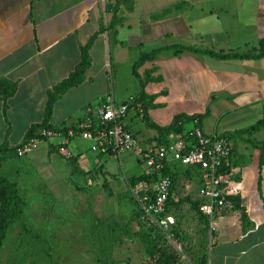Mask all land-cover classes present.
Instances as JSON below:
<instances>
[{
  "label": "crops",
  "instance_id": "crops-1",
  "mask_svg": "<svg viewBox=\"0 0 264 264\" xmlns=\"http://www.w3.org/2000/svg\"><path fill=\"white\" fill-rule=\"evenodd\" d=\"M102 1L0 0V79L15 84L4 113L0 99V144L19 145L29 127L41 122L46 91L67 77L78 63L80 47L100 25L105 27ZM164 9L168 12L163 17L152 19ZM120 13L118 10L115 42L107 31L97 34L87 51L90 64L83 81L53 104L48 122L53 129L86 126L85 117L94 115L106 95L117 101L136 96L139 83L131 75V66L141 52L173 45L216 53L264 51V0H133L132 12ZM168 40L172 43L162 45ZM111 65L116 71L119 66L129 70L128 88L115 93L109 86ZM136 73L141 81L148 77L144 93L155 96V107L147 110L154 124L164 127L175 115H202L207 110L199 121L204 133L227 135L231 153L220 174V188L231 206L220 210L214 219L215 238L207 250V264H264V165L258 169L257 148L264 143V128L250 135L236 134L262 119L264 56L222 61L168 50L144 62ZM123 124L141 151L160 145L156 132L144 126L135 110L128 112ZM178 137L169 134L167 142ZM42 142H46L45 153L53 151L49 159L62 157L54 147L56 140ZM81 142L87 143L85 148ZM88 146L87 141L79 139L65 145L77 168L89 172L92 166L105 173L104 178L112 176L105 166L114 157L91 152L88 158L95 161L91 164L82 156ZM130 154L123 158L129 160ZM134 158L139 162L136 155ZM125 168L134 170L128 161ZM144 172L141 169L127 178ZM196 182L198 188L199 179ZM231 201L243 208V225Z\"/></svg>",
  "mask_w": 264,
  "mask_h": 264
},
{
  "label": "rangeland",
  "instance_id": "rangeland-1",
  "mask_svg": "<svg viewBox=\"0 0 264 264\" xmlns=\"http://www.w3.org/2000/svg\"><path fill=\"white\" fill-rule=\"evenodd\" d=\"M115 2L102 1L107 16L103 20L105 26L112 15L110 6ZM118 2L120 14L132 12L133 0L131 3L127 0ZM168 43L172 41L162 45ZM129 73L123 66L116 71L115 65H111L108 84L115 93L118 89L128 88ZM183 126L186 130L191 127L189 123ZM81 144L83 148L87 145L86 142ZM45 146L46 142H40L27 155L6 159L0 164V178L15 184L22 201L20 215L7 226L0 247V264H99L100 251L93 236L100 229L106 230L103 223L108 217L121 229L111 249L114 264H155L160 253L174 258L173 264H198L200 256L207 254L215 230L199 221L189 203L183 201L185 198L195 200L197 182L190 172L187 175L179 168L173 182L174 205L168 210L174 221L170 229L173 237L167 241L157 228L156 219L144 217L138 207L139 195L151 192L155 182L138 191L131 181L134 177L127 178L145 169L143 163L134 158V155L138 157L137 151L131 152L129 160L123 155L116 158L119 162L110 157L107 167L104 166L112 176L107 175L106 179L99 168L91 169V166L90 171L85 172L76 166L74 170L60 156L49 159V152L53 151L45 153ZM83 151L84 157L92 155L89 150ZM88 159L91 164L95 163L94 158ZM125 161L132 162L134 170H127ZM120 162L121 167L117 165ZM85 173L94 175L96 182L85 180ZM141 234L149 237L153 251L158 250L155 255L146 252Z\"/></svg>",
  "mask_w": 264,
  "mask_h": 264
},
{
  "label": "built area",
  "instance_id": "built-area-1",
  "mask_svg": "<svg viewBox=\"0 0 264 264\" xmlns=\"http://www.w3.org/2000/svg\"><path fill=\"white\" fill-rule=\"evenodd\" d=\"M133 102V97L115 101L110 95H106L95 108L94 115L85 117L84 123L87 129L40 128L33 136L25 138L18 145L15 154L18 158L23 157L40 142L56 140L54 147L57 153L67 159L70 158V153L65 145L72 139H79L87 141L88 150L94 154H108L119 158L126 153L137 151L138 160L143 163L145 173H159L169 163L197 167L200 172V183L195 193L196 199L200 201L198 212L205 217L209 229L214 230V219L219 211L231 206L229 199L220 188L219 174V170L231 153L229 142L222 136L204 133L199 121L192 119L189 122L191 127L174 141L141 151L138 141L123 124L128 112L139 108L138 104L133 108ZM146 186L145 182H138L134 188L143 191ZM170 187V178L166 175L159 176L151 192L141 193L138 197L140 213L144 217L156 219V226L165 235L167 241L172 240L170 229L174 225L173 218L169 214H164Z\"/></svg>",
  "mask_w": 264,
  "mask_h": 264
},
{
  "label": "trees",
  "instance_id": "trees-1",
  "mask_svg": "<svg viewBox=\"0 0 264 264\" xmlns=\"http://www.w3.org/2000/svg\"><path fill=\"white\" fill-rule=\"evenodd\" d=\"M116 2L110 6L112 15L110 17V21L107 24V26L102 27V25L99 26L98 31L96 34L92 35V37L89 38L87 43L80 47L79 51V60L78 63L74 66L73 70L67 75L66 78L61 80L59 83L53 85L49 90L46 91V97L44 102V109H43V116L42 120L39 124L32 125L29 127V129L26 131L25 138H28L30 136H33L35 132L40 128H46V129H53L48 122L51 116L52 106L53 104L70 88L76 87L84 79V72L88 69L90 61L88 56V49L90 45L93 42V39L97 34L103 33L104 31H107L108 36L112 40V42H115V36H116V30L115 26L118 24L120 19L117 17V12L120 9V5L118 0H115ZM129 3H131L132 0H127ZM129 9V7H128ZM131 10V9H130ZM168 12V9H164L154 15H152V19H157L163 17ZM122 45V43H120ZM172 50L173 54H177L178 52H190V53H199L204 54L206 56H209L211 58L217 59V60H245V59H258L262 56H264V51L258 53V54H239V53H216L210 50L205 49H194L191 47H185L181 45H173V46H167V47H161L157 49H153L147 53L141 52L139 54V57L136 62L133 63L131 66V75L138 80L139 83V92L136 96L133 97V108H135V105H139L138 110L135 109L136 114L139 115L141 122L144 124V126L148 129H151L156 132L157 134V142L160 145H165L169 142H167V136L169 134H182V127L185 123L190 122L192 119H197L200 121V118L207 115V110L202 115H182L178 114L175 115L171 122L164 127L157 126L154 124L149 117L147 116V110L150 108L155 107V105L152 104V101L154 100V95H146L144 93V85L145 82H147L149 79L148 77L145 78L144 81H141L136 73V69L140 67L144 62H151L153 61L156 56L164 51ZM110 72V70H109ZM15 92V84L6 80V79H0V99L2 101V113H4L6 109V100L10 98ZM260 128H264V119H261L257 123H255L253 126L243 130L239 131L236 134H248L257 131ZM87 129L86 126H79L77 130H84ZM222 137L226 138L227 135H221ZM159 145V146H160ZM18 145L15 147H8L5 142H2L0 144V164L6 159H18V157L15 154V151L17 149ZM259 150V160H258V169L261 168V166L264 165V143L260 146H257ZM70 165L75 169V158L72 156L70 158L66 159ZM179 165V164H177ZM181 168L184 170V172L188 175L189 172L193 179H199V169L197 167H184V166H177L173 167V163L166 164L163 169L159 172H147L142 173L137 177H134L131 179V181L134 184H137L138 182H145L146 184H150L152 182H156L159 176H168L171 180V187L169 191V196L166 202L165 206V212L164 214H168V210L173 203L172 199V186L173 182L176 179L178 169ZM224 168L223 166L219 170V174H223ZM90 173H85L83 176H85V180H91L93 183L96 182V178L94 175H89ZM231 200V199H230ZM183 201L189 203V206L191 210L194 211V213L197 215L199 221H201L205 226H207V221L205 217L200 215L198 212V205L200 204V201L195 199L194 201H190L189 199L185 198ZM182 202V200L180 201ZM232 202V201H231ZM21 207H22V201L19 198L16 187L14 183H9L5 179L0 178V247L2 245L3 239L5 237L7 226L15 219L17 218L21 213ZM232 208L235 210H238L240 212V221L242 225L245 223L246 218L244 214V210L242 207L238 205L237 202H232ZM103 226H105L104 230H99L96 233H94L93 239L96 241L99 247L100 255H99V264H114V261L111 257V249L113 247V244L117 240L118 232L121 231L120 227H118L111 217H108L105 222L103 223ZM171 233V231H170ZM172 234V233H171ZM173 237V234H172ZM141 242L143 243V246L146 248V252L150 256L155 255V252L158 250H152L154 249V246L152 245L151 240L148 236L145 234H141L140 237ZM207 254L203 253L199 260L198 264H207ZM174 258L170 256H165L162 253L159 254V257L157 259V262L155 264H173Z\"/></svg>",
  "mask_w": 264,
  "mask_h": 264
}]
</instances>
